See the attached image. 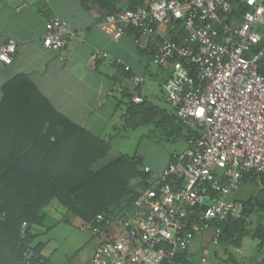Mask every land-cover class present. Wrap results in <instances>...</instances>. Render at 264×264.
<instances>
[{"label": "built area", "instance_id": "built-area-1", "mask_svg": "<svg viewBox=\"0 0 264 264\" xmlns=\"http://www.w3.org/2000/svg\"><path fill=\"white\" fill-rule=\"evenodd\" d=\"M239 2L247 11L236 14ZM160 24L180 28L182 37L156 38ZM99 27L114 40L129 27L137 42L150 38L151 62L167 71L165 98L196 132L160 171L142 167L147 176L133 180L136 196L125 217L97 214L80 224L96 239L89 264L170 262L198 233L211 231L216 242L213 222L239 216L241 202L230 195L243 173L264 176V0H147L104 14ZM76 37L51 16L42 45L64 49ZM15 51L8 39L0 45V62L9 64ZM93 59L122 62L102 51ZM129 81L132 101L139 102L135 89L144 77L130 73ZM25 227L22 222L21 234Z\"/></svg>", "mask_w": 264, "mask_h": 264}, {"label": "trees", "instance_id": "trees-1", "mask_svg": "<svg viewBox=\"0 0 264 264\" xmlns=\"http://www.w3.org/2000/svg\"><path fill=\"white\" fill-rule=\"evenodd\" d=\"M92 1L103 14L134 9L147 2ZM246 11L239 2L236 14ZM127 32L136 30L129 27ZM180 37V28L168 31L167 38ZM149 46L151 58L154 45ZM140 87L135 89L139 95ZM7 88L0 103V264H45L47 259L41 255L45 241L38 239L37 229L45 225L48 205L61 204L81 222H89L97 214L111 219L125 217L136 196L133 180H143L147 173L136 152L115 154L109 139L66 119L30 82L20 86L18 98L10 99ZM140 97L139 102H133L131 92L125 95L121 117L124 127L152 124L151 132L167 133L169 138L182 141L195 134L191 121ZM98 162L101 164L96 166ZM245 184L252 185L256 193L235 199L242 206L238 217L212 223L219 229L215 244L228 253L230 264H264V176L243 173L239 187ZM22 222L26 223L23 234ZM244 239L255 240L256 244L248 255L239 258L231 250H240ZM193 257L187 247L162 264H193Z\"/></svg>", "mask_w": 264, "mask_h": 264}, {"label": "crops", "instance_id": "crops-1", "mask_svg": "<svg viewBox=\"0 0 264 264\" xmlns=\"http://www.w3.org/2000/svg\"><path fill=\"white\" fill-rule=\"evenodd\" d=\"M51 16L77 32V37L64 49L53 50L42 45ZM103 16V11L92 0H0V45L8 39L16 43L12 61L9 64L0 62V103L6 86L8 97L14 99L20 95V86L30 82L54 110L85 130L109 139L111 143L124 128L122 105L125 95L132 90L127 71L144 77L139 88L141 96L151 100L150 96L158 93L167 102L162 87L167 71L151 62L150 38L143 37L137 42L134 33L126 32L114 40L99 27ZM168 31L165 25L160 24L156 27L155 36L167 37ZM98 51L122 62L117 65L108 59L94 60V53ZM147 79L152 81L153 87L146 92L144 86ZM167 110H172L170 105ZM182 142V147L172 153L185 147V141ZM169 157L161 167L151 169L160 171L167 165ZM255 193L252 185L245 184L234 189L230 196L246 199ZM54 204L52 202L45 208L47 217L52 209L58 212ZM71 219L82 223L66 211L61 219L53 218V226L60 223L71 225ZM208 232L199 238L206 241ZM197 237L198 234L189 244V252L202 245ZM95 241L90 236L80 245L64 250L58 257L55 256L57 247L47 249L45 241L41 255L47 259L45 264H89Z\"/></svg>", "mask_w": 264, "mask_h": 264}, {"label": "rangeland", "instance_id": "rangeland-1", "mask_svg": "<svg viewBox=\"0 0 264 264\" xmlns=\"http://www.w3.org/2000/svg\"><path fill=\"white\" fill-rule=\"evenodd\" d=\"M152 87V81L147 79L144 86L145 91ZM150 98L161 107L169 109L168 103L163 100L160 94L156 93ZM153 129V125L147 123L138 124L137 126L128 125L122 128L118 137L111 141L113 152L126 155H132L136 152L142 165H147L150 168L161 167L173 151L182 147L183 142L182 140H174L173 137L169 138L167 133L151 132ZM102 161L104 160L100 162ZM100 162L96 166L100 165ZM54 208L58 212L56 213L52 209L46 218L45 225L38 227L37 230L39 233L38 239L46 241L48 244L47 249L57 247L55 256L58 257L64 250L80 245L84 240H88L90 236L80 229V221L76 219H71V225L60 223L53 226V218L61 219L62 215L66 213L64 207L57 202H55ZM48 209L50 211L51 208L48 207ZM203 233H198L197 239L199 240L197 241L204 246L199 245L190 250V253L194 256L193 264H230L227 261L228 253L221 248H217L215 242L211 239V231L208 232L206 241L199 238ZM255 244V240L244 239L240 250L234 249L231 252L241 258L243 255H248Z\"/></svg>", "mask_w": 264, "mask_h": 264}, {"label": "snow or ice", "instance_id": "snow-or-ice-1", "mask_svg": "<svg viewBox=\"0 0 264 264\" xmlns=\"http://www.w3.org/2000/svg\"><path fill=\"white\" fill-rule=\"evenodd\" d=\"M203 112V110L201 109V113Z\"/></svg>", "mask_w": 264, "mask_h": 264}]
</instances>
